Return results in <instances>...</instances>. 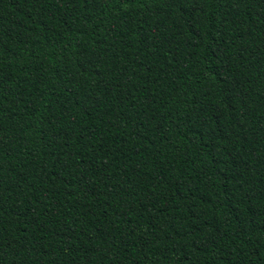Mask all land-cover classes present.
<instances>
[{"label": "trees", "instance_id": "1", "mask_svg": "<svg viewBox=\"0 0 264 264\" xmlns=\"http://www.w3.org/2000/svg\"><path fill=\"white\" fill-rule=\"evenodd\" d=\"M0 264H264V0H0Z\"/></svg>", "mask_w": 264, "mask_h": 264}]
</instances>
